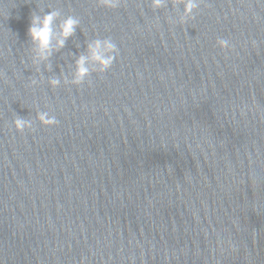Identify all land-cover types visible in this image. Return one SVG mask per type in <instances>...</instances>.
Listing matches in <instances>:
<instances>
[{
    "label": "water",
    "instance_id": "1",
    "mask_svg": "<svg viewBox=\"0 0 264 264\" xmlns=\"http://www.w3.org/2000/svg\"><path fill=\"white\" fill-rule=\"evenodd\" d=\"M50 11L80 24L37 64ZM183 12L0 0V264H264V0ZM97 38L114 63L71 84Z\"/></svg>",
    "mask_w": 264,
    "mask_h": 264
},
{
    "label": "clouds",
    "instance_id": "2",
    "mask_svg": "<svg viewBox=\"0 0 264 264\" xmlns=\"http://www.w3.org/2000/svg\"><path fill=\"white\" fill-rule=\"evenodd\" d=\"M167 0H151V7L153 9H161L166 6ZM178 3L184 4V12L180 16V22L185 23L192 18L194 10L199 7L200 0H176ZM120 0H99V4L109 9H115L119 6ZM60 16L58 11H50L43 17L33 15L30 26L28 28V35L31 38L35 47L36 57L34 63L46 61L51 56L53 51V40H55V48H63L65 42L74 35L76 28L80 21L75 16L68 15L58 26H54V21ZM58 28V31H57ZM217 44L221 49L229 47V41L223 38L217 40ZM118 55L117 45L110 39H95L87 45L86 54L80 55L75 61V72L73 73V85H81L85 82L86 77L89 76L90 71L104 73L114 63ZM93 65L94 68L89 67ZM50 67V66H49ZM37 81L33 80L32 84ZM52 88H56L61 84L58 78H52L48 81ZM65 84L69 81L65 80ZM36 119L43 126H54L58 123L55 116L49 115L48 112H38ZM14 127L18 132H23L25 129L32 127V121L16 117L13 121Z\"/></svg>",
    "mask_w": 264,
    "mask_h": 264
}]
</instances>
